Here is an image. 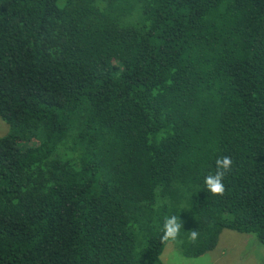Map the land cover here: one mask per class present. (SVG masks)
Masks as SVG:
<instances>
[{
	"label": "trees",
	"instance_id": "1",
	"mask_svg": "<svg viewBox=\"0 0 264 264\" xmlns=\"http://www.w3.org/2000/svg\"><path fill=\"white\" fill-rule=\"evenodd\" d=\"M0 119V264L264 248V0H0Z\"/></svg>",
	"mask_w": 264,
	"mask_h": 264
},
{
	"label": "rangeland",
	"instance_id": "2",
	"mask_svg": "<svg viewBox=\"0 0 264 264\" xmlns=\"http://www.w3.org/2000/svg\"><path fill=\"white\" fill-rule=\"evenodd\" d=\"M8 133V125L0 119V137ZM160 259L164 264H264V248L251 234L224 230L215 249L200 257H185L169 243Z\"/></svg>",
	"mask_w": 264,
	"mask_h": 264
},
{
	"label": "clouds",
	"instance_id": "3",
	"mask_svg": "<svg viewBox=\"0 0 264 264\" xmlns=\"http://www.w3.org/2000/svg\"><path fill=\"white\" fill-rule=\"evenodd\" d=\"M232 161L229 157H223L216 160V172L209 174L205 177L204 183L207 190L213 196L223 195L225 187L223 180L225 175L231 171ZM183 226V222L176 216L166 217L162 228L161 241L167 243L169 241H175L180 234V230ZM199 238V232L197 230L189 231V240L195 243Z\"/></svg>",
	"mask_w": 264,
	"mask_h": 264
}]
</instances>
